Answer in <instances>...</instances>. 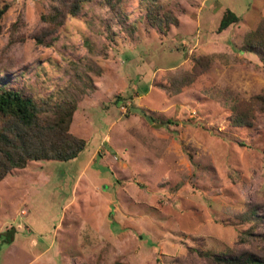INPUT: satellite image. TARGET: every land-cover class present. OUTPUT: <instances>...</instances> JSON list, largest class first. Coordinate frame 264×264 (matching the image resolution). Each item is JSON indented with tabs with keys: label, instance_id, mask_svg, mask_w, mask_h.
<instances>
[{
	"label": "rangeland",
	"instance_id": "obj_1",
	"mask_svg": "<svg viewBox=\"0 0 264 264\" xmlns=\"http://www.w3.org/2000/svg\"><path fill=\"white\" fill-rule=\"evenodd\" d=\"M79 1L0 0V88L73 95L71 132L87 142L75 160L30 162L0 182V264L263 254L264 225L241 217L264 213V113L253 126L231 118L264 96L260 59L241 52L264 0H121L123 24L105 0L72 15ZM54 8L58 22L46 19ZM226 10L241 21L220 33ZM197 60L207 67L194 77Z\"/></svg>",
	"mask_w": 264,
	"mask_h": 264
},
{
	"label": "trees",
	"instance_id": "obj_2",
	"mask_svg": "<svg viewBox=\"0 0 264 264\" xmlns=\"http://www.w3.org/2000/svg\"><path fill=\"white\" fill-rule=\"evenodd\" d=\"M105 2L114 10V14L123 24L125 16L119 7L121 0H105ZM85 3V0H80L78 4H73L72 15L77 14L80 5ZM7 11V6L0 9V20ZM54 11L46 19L58 22L63 14L56 8ZM240 21L241 18L235 13L226 10L218 31L221 33ZM241 52L257 56L264 69V19L256 29L246 34ZM206 67L207 63L204 60H197L194 77L199 76ZM62 92L60 91V96ZM77 109L78 101L73 95L63 94L59 99L50 95L38 99L28 94L25 89L21 90L4 84L0 88V182L13 170L25 169L30 162H69L78 158L86 149L87 142L71 132ZM257 111L264 113V96L262 95L252 97L243 108L236 106L231 118L232 125L253 126ZM241 218L244 222L252 224V227L264 225V213L260 214L255 207H250ZM253 233L252 231L248 235L252 236ZM13 241L14 232L9 235L7 243L11 244ZM189 251L197 253L209 264H264V253L257 254L250 251L242 254L230 251L217 253L211 249L200 248H190Z\"/></svg>",
	"mask_w": 264,
	"mask_h": 264
},
{
	"label": "built area",
	"instance_id": "obj_3",
	"mask_svg": "<svg viewBox=\"0 0 264 264\" xmlns=\"http://www.w3.org/2000/svg\"><path fill=\"white\" fill-rule=\"evenodd\" d=\"M122 110H123V111L125 110V107H124V106H122Z\"/></svg>",
	"mask_w": 264,
	"mask_h": 264
},
{
	"label": "water",
	"instance_id": "obj_4",
	"mask_svg": "<svg viewBox=\"0 0 264 264\" xmlns=\"http://www.w3.org/2000/svg\"><path fill=\"white\" fill-rule=\"evenodd\" d=\"M159 126H162V125H159ZM159 126H158V127H159Z\"/></svg>",
	"mask_w": 264,
	"mask_h": 264
}]
</instances>
